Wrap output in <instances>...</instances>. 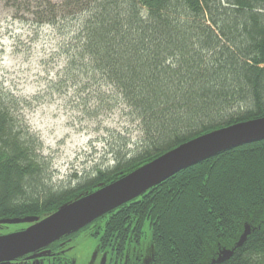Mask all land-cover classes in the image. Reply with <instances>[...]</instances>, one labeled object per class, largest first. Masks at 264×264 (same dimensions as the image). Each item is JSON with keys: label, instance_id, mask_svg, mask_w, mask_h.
<instances>
[{"label": "trees", "instance_id": "trees-1", "mask_svg": "<svg viewBox=\"0 0 264 264\" xmlns=\"http://www.w3.org/2000/svg\"><path fill=\"white\" fill-rule=\"evenodd\" d=\"M17 5L61 36L64 63L50 89L68 77L101 105H123L142 137L128 150L113 134V166L56 186L38 136L14 115L21 104L0 83V219H42L188 140L264 117V0ZM146 221L151 264H264V139L181 169L45 248L94 224L102 248L121 257ZM212 244L224 253L205 263Z\"/></svg>", "mask_w": 264, "mask_h": 264}, {"label": "rangeland", "instance_id": "rangeland-1", "mask_svg": "<svg viewBox=\"0 0 264 264\" xmlns=\"http://www.w3.org/2000/svg\"><path fill=\"white\" fill-rule=\"evenodd\" d=\"M18 1L0 0V83L21 104L14 109L16 118L42 143V155L50 162L53 174L52 184L73 183L96 166H113L115 157L108 143L116 142L112 137L117 133L127 139L126 148L133 150L142 137L136 122L123 105H101L93 93L73 86L68 77L50 89V82L58 80L57 72L64 63L57 52L61 36L53 27L39 23L32 13L33 4L27 11L17 5ZM39 220L36 216L0 219V235L23 230ZM94 230L91 224L74 237L58 241L55 247L0 264H133L137 260L139 264H151L154 247L148 221L139 243L129 237L121 257L110 247L102 248ZM216 248L210 245L205 263L215 259L214 252L224 253Z\"/></svg>", "mask_w": 264, "mask_h": 264}, {"label": "water", "instance_id": "water-1", "mask_svg": "<svg viewBox=\"0 0 264 264\" xmlns=\"http://www.w3.org/2000/svg\"><path fill=\"white\" fill-rule=\"evenodd\" d=\"M263 139L264 117H260L188 140L121 178L65 204L27 228L0 235V262L39 251L136 198L181 169L222 151ZM244 237L245 234L240 237L238 245Z\"/></svg>", "mask_w": 264, "mask_h": 264}, {"label": "flooded vegetation", "instance_id": "flooded-vegetation-1", "mask_svg": "<svg viewBox=\"0 0 264 264\" xmlns=\"http://www.w3.org/2000/svg\"><path fill=\"white\" fill-rule=\"evenodd\" d=\"M133 264H139L138 260L136 261V263H133Z\"/></svg>", "mask_w": 264, "mask_h": 264}]
</instances>
